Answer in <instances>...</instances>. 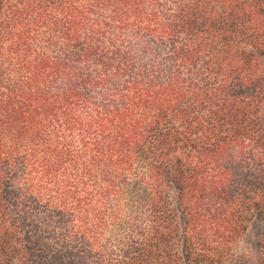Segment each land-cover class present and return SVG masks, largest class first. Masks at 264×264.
I'll list each match as a JSON object with an SVG mask.
<instances>
[{
	"label": "trees",
	"instance_id": "obj_1",
	"mask_svg": "<svg viewBox=\"0 0 264 264\" xmlns=\"http://www.w3.org/2000/svg\"><path fill=\"white\" fill-rule=\"evenodd\" d=\"M0 264H264V0H0Z\"/></svg>",
	"mask_w": 264,
	"mask_h": 264
},
{
	"label": "rangeland",
	"instance_id": "obj_2",
	"mask_svg": "<svg viewBox=\"0 0 264 264\" xmlns=\"http://www.w3.org/2000/svg\"><path fill=\"white\" fill-rule=\"evenodd\" d=\"M242 244H245V242H243V243H242V241L238 242V245H242Z\"/></svg>",
	"mask_w": 264,
	"mask_h": 264
}]
</instances>
